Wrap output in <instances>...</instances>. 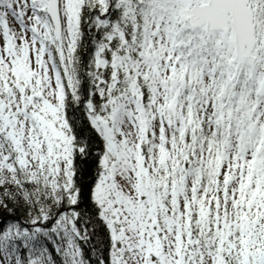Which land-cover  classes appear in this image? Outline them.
I'll return each instance as SVG.
<instances>
[{
  "label": "snow or ice",
  "instance_id": "1",
  "mask_svg": "<svg viewBox=\"0 0 264 264\" xmlns=\"http://www.w3.org/2000/svg\"><path fill=\"white\" fill-rule=\"evenodd\" d=\"M0 264H264V0H0Z\"/></svg>",
  "mask_w": 264,
  "mask_h": 264
},
{
  "label": "trees",
  "instance_id": "2",
  "mask_svg": "<svg viewBox=\"0 0 264 264\" xmlns=\"http://www.w3.org/2000/svg\"><path fill=\"white\" fill-rule=\"evenodd\" d=\"M91 175V173H89V176ZM22 212H23V210L21 209V210H18V212H17V215H22Z\"/></svg>",
  "mask_w": 264,
  "mask_h": 264
}]
</instances>
